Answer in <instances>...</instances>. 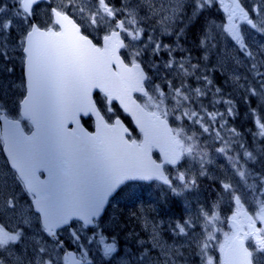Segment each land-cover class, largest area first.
Returning <instances> with one entry per match:
<instances>
[{
  "label": "snow or ice",
  "instance_id": "snow-or-ice-1",
  "mask_svg": "<svg viewBox=\"0 0 264 264\" xmlns=\"http://www.w3.org/2000/svg\"><path fill=\"white\" fill-rule=\"evenodd\" d=\"M213 13L217 0H0V264H264V0H237L227 27ZM202 18L194 57L181 41ZM73 37L112 44L142 101L139 114L122 108L142 137L127 132V170L76 194L51 168L27 163L16 139L22 121L36 124L45 50ZM236 101L247 105L244 131L233 126ZM219 164L215 201L197 200L166 224L129 191L157 184L165 202L187 199ZM121 195L136 210L105 229ZM217 247L219 261L209 254Z\"/></svg>",
  "mask_w": 264,
  "mask_h": 264
},
{
  "label": "water",
  "instance_id": "water-1",
  "mask_svg": "<svg viewBox=\"0 0 264 264\" xmlns=\"http://www.w3.org/2000/svg\"><path fill=\"white\" fill-rule=\"evenodd\" d=\"M42 64L41 87L32 109L33 134H26L22 127L16 138L25 160L51 168L70 194L101 187L127 170L132 149L126 123L118 117L109 124L94 93L102 91L108 102L116 101L121 109L139 114L136 106L141 103L131 90L129 73L112 44L107 49L93 47L78 37L46 49ZM89 115L95 121L94 131L82 121V116Z\"/></svg>",
  "mask_w": 264,
  "mask_h": 264
},
{
  "label": "rangeland",
  "instance_id": "rangeland-1",
  "mask_svg": "<svg viewBox=\"0 0 264 264\" xmlns=\"http://www.w3.org/2000/svg\"><path fill=\"white\" fill-rule=\"evenodd\" d=\"M219 7L224 10L225 13V27H227V17L229 12L236 7L237 4V0H217ZM215 23L217 25H219L221 23V20H215ZM237 24L241 27H245L243 24V21H237ZM21 75L19 68L17 69L16 72V77H19ZM225 90L227 91V88L225 87ZM257 105L255 103L252 104V107H256ZM223 109L221 108V111ZM110 111L112 113H114L113 118L116 115V109L113 106H110ZM250 121L249 120V116L248 113L245 109H241L239 107V115L235 120L234 123V127H236L238 130H240V128L246 123ZM25 126L30 127V123L25 122ZM2 129H0V137H2ZM0 147H3L2 144H0ZM5 155V153H0V165L4 164V159L3 156ZM218 163V162H217ZM224 165L223 164H219V168L218 169H214V168H209V174L208 176L211 177H215L217 179L221 178V172L224 169ZM129 191H133L136 192L137 194H140L142 196V199L140 201V204L148 206V202L151 201V208L155 209V211H153V216H155L157 218L158 221H163L165 224L175 218H179L182 214H185V208L189 207L191 204H195L197 200H205L204 194L201 191V189L199 188L197 193L194 196H189L187 199H183L180 197H171L169 196L167 198V202H165V198L163 196L162 193L159 192V187L157 184H137V185H133L132 188L129 189ZM177 200V204L179 205L176 206L174 203ZM112 207L111 210L109 212V216L106 220V222L103 223V227L105 229H110L112 227V220L113 218L117 217V213H124L125 214V218L127 217V214L129 212L135 211L136 208L133 207L134 204H136L135 200H130L127 198L126 195H121L118 196L117 198H115L112 202ZM160 205H163L162 208H160ZM139 206V205H137ZM245 208L248 209V211H251V208H248L247 205H245ZM243 211V209H242ZM157 213H159V215H157ZM163 214H165V216H163ZM129 228L135 230V231H140V228L138 227L136 221H131L128 224ZM229 231L228 227H223L221 229V233H218V239L220 240V242H223V232ZM92 252L93 254H95L97 252V248L95 245L92 246ZM210 255H212L217 261H219L222 257V254L219 252L218 247L215 248L214 250L210 251L209 253ZM97 259V264H100V259L99 256L96 257ZM118 264V262H117ZM190 264H200V259L198 256H192L190 259Z\"/></svg>",
  "mask_w": 264,
  "mask_h": 264
},
{
  "label": "trees",
  "instance_id": "trees-1",
  "mask_svg": "<svg viewBox=\"0 0 264 264\" xmlns=\"http://www.w3.org/2000/svg\"><path fill=\"white\" fill-rule=\"evenodd\" d=\"M216 16V20H220V16L222 15L225 19V13L224 10H222L219 7V13H213ZM205 23V20L202 18L200 21L195 22L192 24V26L188 29L187 31V42H184V45L187 44L189 48H192V54L194 56H199L200 53L195 50V37L201 32L202 25ZM236 106L239 110V107L241 109L247 108V105L239 103V101H236ZM251 128L250 126L247 125L244 130ZM199 187L203 190V192L206 195V198L209 202L215 201L216 195L219 192V185L211 180H209L207 177H201L200 180L198 181ZM221 215L222 216H230L231 212L226 210L225 208L221 209ZM226 227V225L224 226Z\"/></svg>",
  "mask_w": 264,
  "mask_h": 264
}]
</instances>
